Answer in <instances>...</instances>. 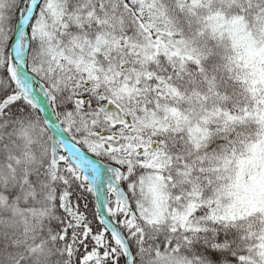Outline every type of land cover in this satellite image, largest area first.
<instances>
[{
	"label": "snow or ice",
	"instance_id": "1",
	"mask_svg": "<svg viewBox=\"0 0 264 264\" xmlns=\"http://www.w3.org/2000/svg\"><path fill=\"white\" fill-rule=\"evenodd\" d=\"M0 264H264V0H0Z\"/></svg>",
	"mask_w": 264,
	"mask_h": 264
}]
</instances>
